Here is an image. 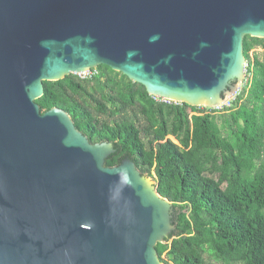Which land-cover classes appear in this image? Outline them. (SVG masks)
I'll return each mask as SVG.
<instances>
[{
    "label": "water",
    "instance_id": "obj_1",
    "mask_svg": "<svg viewBox=\"0 0 264 264\" xmlns=\"http://www.w3.org/2000/svg\"><path fill=\"white\" fill-rule=\"evenodd\" d=\"M245 37L264 40V0H0V264H163L175 210L155 181L35 101L104 66L214 108L243 83Z\"/></svg>",
    "mask_w": 264,
    "mask_h": 264
},
{
    "label": "trees",
    "instance_id": "obj_2",
    "mask_svg": "<svg viewBox=\"0 0 264 264\" xmlns=\"http://www.w3.org/2000/svg\"><path fill=\"white\" fill-rule=\"evenodd\" d=\"M263 47L264 40L243 39L248 80L220 114L156 101L104 66L87 78L43 83L35 101L41 114L59 109L89 143L112 144L106 167L127 159L155 177L175 210L174 234L155 247L163 264H205V255L219 264H264V58L249 56Z\"/></svg>",
    "mask_w": 264,
    "mask_h": 264
},
{
    "label": "rangeland",
    "instance_id": "obj_3",
    "mask_svg": "<svg viewBox=\"0 0 264 264\" xmlns=\"http://www.w3.org/2000/svg\"><path fill=\"white\" fill-rule=\"evenodd\" d=\"M249 56H250V60H252L253 58H258V59H263L264 58V47L262 48V49H260V48H257V49H254L253 51H251L250 53H249ZM87 74H89L90 76H93V75H96L97 74V71H89ZM244 76H245V78H244V80H243V83L242 84H245V81H246V78H247V76H246V72H245V74H244ZM243 87H244V85H243ZM242 89V88H241ZM204 110V109H203ZM134 115H136V112L135 111H131V110H129V111H127L126 113H125V116H128V117H130V118H133L134 117ZM123 117V116H122ZM122 117H117V118H115V119H122ZM99 120H101V121H108L109 119L108 118H106V117H99L98 118ZM170 141H173L172 139L173 138H168ZM151 181L153 180V181H155V177L152 175V178L150 179ZM204 258H205V264H219V263H216V262H214L212 259H210L207 255H205L204 256ZM162 259H163V261H166V259L164 258V256L162 257Z\"/></svg>",
    "mask_w": 264,
    "mask_h": 264
},
{
    "label": "built area",
    "instance_id": "obj_4",
    "mask_svg": "<svg viewBox=\"0 0 264 264\" xmlns=\"http://www.w3.org/2000/svg\"><path fill=\"white\" fill-rule=\"evenodd\" d=\"M245 68H246V65H245ZM90 75L89 74H86V75H81V76H77L79 78H87L89 77ZM247 78H246V81H245V84L247 82ZM245 84H241L238 91L236 93H234L228 100H226V102H224L223 104L217 106V107H214V108H201V109H204V111H206V114H209V113H213V114H220V113H223L226 109L230 108L231 106V102L234 101L235 97L238 95V93L241 91V88H243V85ZM154 99V98H153ZM156 101H159V102H163L161 100H158V99H154ZM165 103V102H163ZM168 103V102H166ZM173 142V141H172ZM175 143V142H174Z\"/></svg>",
    "mask_w": 264,
    "mask_h": 264
}]
</instances>
